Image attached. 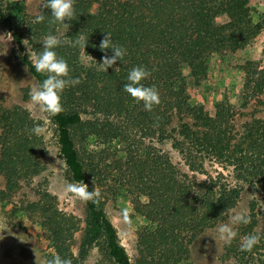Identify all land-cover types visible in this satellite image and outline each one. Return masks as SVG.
Segmentation results:
<instances>
[{
	"label": "trees",
	"instance_id": "obj_1",
	"mask_svg": "<svg viewBox=\"0 0 264 264\" xmlns=\"http://www.w3.org/2000/svg\"><path fill=\"white\" fill-rule=\"evenodd\" d=\"M74 8L76 18L65 21L67 30L62 24H49L50 12L43 7L40 13L45 20L24 29L8 15L0 0V27L11 32L13 54L37 85L46 77L32 66L25 49L27 35L33 38L36 54L42 51L48 34L56 35L61 40L54 49L57 56L67 61L69 76L81 81L65 88L61 94L63 111L50 118L71 181L84 182L89 191L94 188L88 182L87 164L76 145L75 132L120 133L108 119L102 123L84 119L89 107L122 114L127 124L145 126L148 133L159 131L179 151L187 170L179 168L166 152L154 150L140 156L128 149L122 162L137 190L133 206L149 221L138 232L135 262L118 241L101 200L86 203L88 218L80 255L73 250L80 219L61 210L47 188L38 187L36 199L22 200V209L48 233L54 250L51 258L59 254L71 259L72 264H80L88 249L96 245L116 264H178L190 255L199 235L236 206L242 192L240 182L264 187V121L253 120L243 137L236 138L232 105L219 101L211 113L203 103L191 104L188 83V75L195 86L205 81L213 54L249 45L264 29V17L253 22L250 0H74ZM221 14L227 20L218 23ZM106 32L111 33L115 45L127 51L123 61L117 60L104 72L98 63L105 54H113L111 49L106 53L99 49ZM80 35L87 37L85 49L73 47ZM82 55L88 57L87 63ZM136 66L151 73L141 83L158 90L160 103L152 111H146L142 103H135L123 91L128 73ZM242 70L247 103L264 92V65L247 60ZM174 119L178 121L176 127L172 126ZM34 124L41 122L25 107L1 109L0 174L7 197L14 196L45 168L46 135L33 134ZM210 163L231 167L232 177L223 170L210 171ZM239 260V264H264V254L243 251Z\"/></svg>",
	"mask_w": 264,
	"mask_h": 264
},
{
	"label": "rangeland",
	"instance_id": "obj_2",
	"mask_svg": "<svg viewBox=\"0 0 264 264\" xmlns=\"http://www.w3.org/2000/svg\"><path fill=\"white\" fill-rule=\"evenodd\" d=\"M44 2L45 0H3L8 15L24 29L34 23ZM250 5L253 22L257 23L264 17V0H250ZM226 20L225 14L217 18L218 23ZM32 40L29 35L25 38V49L31 60L37 55ZM14 46L11 32L0 27V112L3 107L20 105L27 108L35 120L41 122L46 135L43 157L45 168L12 197L3 193L5 179L0 174V264H45L46 259H51L54 251L51 239L46 230L29 218L22 209V200L36 199L37 188L42 186L56 196L57 205L61 210L80 219V227L73 241L76 255H80L88 215L86 203L74 200L64 192L67 183L76 182L71 181L66 164L59 153L55 124L46 113L33 108L30 103V92L37 82L27 67L13 54ZM82 60L87 63L88 57L82 55ZM247 60L259 61L264 65V29L243 48L213 54L209 59L206 79L201 85L195 86L188 75L191 104L203 103L211 113L215 111V105L219 101H227L232 105L236 138L243 137L248 124L253 120L264 121V92L251 97L245 103V74L242 64ZM83 118L99 123L108 119L113 127L120 130L119 135H113L112 131L104 133V130H99L98 133L77 131L74 137L87 164L88 182L101 192L100 200L116 228L118 241L125 247L131 261L135 262L138 258V232L147 226L149 221L136 212L133 206L137 190L132 184V176L127 174L126 170L129 169L122 162L126 159L128 149L131 148L140 156L154 150L166 152L179 168L187 170V166L179 151L172 146L171 140L164 139L159 131L148 133L145 126L127 124L122 114H109L92 107L83 114ZM177 124V119H174L172 126L176 127ZM207 167L213 172L217 169L223 170L232 177L231 167L225 168L218 163H210ZM128 178H131V182ZM239 184L242 185V192L236 206L215 225L205 229L191 245L190 255L178 264H239V254L243 252L240 250L242 238L253 233H259L261 239L251 251L257 255L264 254V187L252 182ZM140 199L147 201L144 195H140ZM124 210H127L129 215L128 221L123 218ZM241 211L250 215L251 222L234 226L237 237L231 245H226L218 238L215 240L213 237L217 236L218 226L229 224L231 216ZM80 264L116 263L99 246L94 245L88 249Z\"/></svg>",
	"mask_w": 264,
	"mask_h": 264
},
{
	"label": "clouds",
	"instance_id": "obj_3",
	"mask_svg": "<svg viewBox=\"0 0 264 264\" xmlns=\"http://www.w3.org/2000/svg\"><path fill=\"white\" fill-rule=\"evenodd\" d=\"M42 7L50 12L51 19L49 24H62L66 30L69 28V24L65 23V21H71L76 18L74 0H45ZM44 20V14L40 13L35 17L34 23H40ZM86 43L87 37L80 35L73 41V47L79 46L85 49ZM60 45L61 40L56 35L48 34L42 41V51L33 57L32 62L35 71L46 78L31 90L30 103L33 108L46 113L49 118L63 111L61 94L65 88L81 83L79 78L69 76L67 61L57 56L54 49ZM99 49L104 53L111 49L113 53L110 57L105 54L101 62L98 63L99 70L104 72H107L109 67L114 66L117 60L123 61L127 51L122 46H117L113 43L109 32H106L101 40ZM150 74V71L143 66L133 67L128 73L127 82L123 85V91L129 94L135 103H142L146 111H152L153 107L160 103L159 93L155 86H145L141 83ZM44 130L39 124H34L31 129L35 135H41ZM64 192L74 200L84 203L92 202L93 204H98L101 199V192L95 187L89 191L88 185L84 182L67 183ZM123 218L128 221L127 210H124ZM250 222L251 217L247 212H235L231 216L229 224L218 226L216 229L217 236L213 238L215 240L218 238L226 245H231L232 241L237 237V231L234 226L247 225ZM260 239L259 233L244 236L240 244V250L250 252L260 242ZM45 264H72V260L61 258L59 254H55L51 259H46Z\"/></svg>",
	"mask_w": 264,
	"mask_h": 264
}]
</instances>
